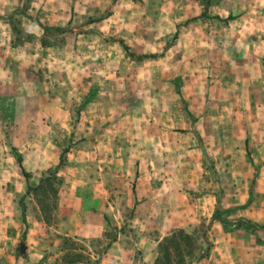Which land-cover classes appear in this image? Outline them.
I'll return each mask as SVG.
<instances>
[{
	"label": "rangeland",
	"instance_id": "1",
	"mask_svg": "<svg viewBox=\"0 0 264 264\" xmlns=\"http://www.w3.org/2000/svg\"><path fill=\"white\" fill-rule=\"evenodd\" d=\"M4 209L0 264H264V0H0Z\"/></svg>",
	"mask_w": 264,
	"mask_h": 264
},
{
	"label": "crops",
	"instance_id": "2",
	"mask_svg": "<svg viewBox=\"0 0 264 264\" xmlns=\"http://www.w3.org/2000/svg\"><path fill=\"white\" fill-rule=\"evenodd\" d=\"M136 38H137V36H136ZM139 38L142 39V40L150 39V38H152V35H149V32L142 31V32H139ZM138 51L140 53H147L144 50H140L139 47H138ZM167 79L170 80V77H168ZM144 81H146L147 83H150L152 86H153V83H154V87L155 88L159 86L158 82L155 79H149V80H144ZM167 86L170 87V84L168 83ZM168 112H169L168 110L166 111L164 109L162 111V114L165 117L168 118L170 116V114H168ZM121 211H124V210L123 209H118V208L115 209L116 213L121 212ZM109 212H110V210H107L106 213H109ZM188 212L189 213H194L193 211H190V210ZM141 213H142V211L140 209H138V213H137L138 216H140ZM156 213H157V210L155 208H151L147 212L148 215H154ZM0 214H11L12 215V213L7 212L5 209H4V211H0ZM207 215L210 216L211 214H207ZM209 220H211V218ZM140 221H141L140 218L133 219L132 226L133 227L137 226L140 223ZM149 224H150V219L148 220V225ZM220 226H221V223H219L217 220L213 221V224H212V227H211L212 228L211 231H216L215 236H217V232H219ZM106 228H107V225L104 223V221H103V224L102 223H99V224L91 223L89 225V227H88V230H90L92 233L89 236L86 235V237H87L86 240H88V241H92L93 240V243L101 241V239L103 238L104 232L107 231ZM97 233H99V237H98ZM74 235L75 236L78 235L77 232H74ZM98 238L100 240H98ZM153 240H154L153 237L150 236V234H148L147 241L144 242V240H142L140 243H136L135 244V245H138V247H139L138 249H140V248L143 249V256H142L143 257V262H146L147 264H153L155 262V259H156V251L154 250L155 249V243L153 242ZM42 241H43V239H39V242H42ZM120 243L121 242L114 243V245L109 250L107 256H105L104 258L100 257L101 254L99 256H96L95 250L93 248H91V246H89V251H92L91 252L92 254L89 255L90 257H89L88 261H90V260L91 261H95L96 264H130L129 262L124 261L123 259H121V257H119V255H118V251L119 250L121 251ZM215 243H218V240H216ZM117 247H119V249ZM133 248L135 249L136 246H133ZM34 249H35V253H32L34 256H33V259H31V262H29L30 264L40 262L41 261L40 259H42L40 257H43L42 255H44L46 253V251H47V250H43L42 248H34ZM123 251H124V249H123ZM70 264H87V263H81V262H78V261H74V262H71Z\"/></svg>",
	"mask_w": 264,
	"mask_h": 264
},
{
	"label": "trees",
	"instance_id": "3",
	"mask_svg": "<svg viewBox=\"0 0 264 264\" xmlns=\"http://www.w3.org/2000/svg\"><path fill=\"white\" fill-rule=\"evenodd\" d=\"M53 29H56L58 31H63L61 28H53Z\"/></svg>",
	"mask_w": 264,
	"mask_h": 264
}]
</instances>
